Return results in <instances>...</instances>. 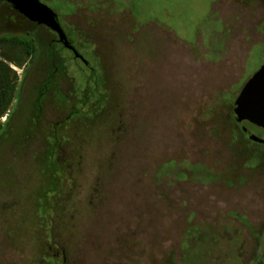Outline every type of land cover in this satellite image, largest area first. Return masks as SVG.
I'll list each match as a JSON object with an SVG mask.
<instances>
[{
  "label": "rangeland",
  "instance_id": "374dc122",
  "mask_svg": "<svg viewBox=\"0 0 264 264\" xmlns=\"http://www.w3.org/2000/svg\"><path fill=\"white\" fill-rule=\"evenodd\" d=\"M41 1L86 62L0 0V37L52 43L64 91L0 44V264L264 262V144L234 114L264 0Z\"/></svg>",
  "mask_w": 264,
  "mask_h": 264
},
{
  "label": "water",
  "instance_id": "95a60500",
  "mask_svg": "<svg viewBox=\"0 0 264 264\" xmlns=\"http://www.w3.org/2000/svg\"><path fill=\"white\" fill-rule=\"evenodd\" d=\"M28 20L55 31L62 44L73 51L74 56L85 59L70 43L59 23L58 15L41 0H6ZM86 62V61H85ZM234 114L249 139L264 144V64L244 85L235 100Z\"/></svg>",
  "mask_w": 264,
  "mask_h": 264
},
{
  "label": "trees",
  "instance_id": "16d2710c",
  "mask_svg": "<svg viewBox=\"0 0 264 264\" xmlns=\"http://www.w3.org/2000/svg\"><path fill=\"white\" fill-rule=\"evenodd\" d=\"M4 43H10V44L14 45L15 47L16 46H22L25 54H27V55L32 54L33 55L32 62L36 61L39 58V56H40L41 62L42 61L43 62H49V68L47 71V76L40 83V84H42L41 87L39 89L36 88L37 91L39 92V96H42L43 93L46 90H48V86L50 84L54 86V89L57 92H59V93L64 92L62 89H60L58 87V84L56 82H54V80H53L55 73L59 72V68L57 69L55 65L54 66L51 65V62L53 61L51 54L55 53V50L52 48L51 45H50L51 47L48 46L49 48L46 47V49L43 50L40 47L39 43L37 42L36 38L29 37V33H27V34L25 33L23 35L10 36V37H7V36L0 37V44H4ZM1 65H0V117L3 116L7 112V110L9 109V106L14 99V90H15V86L13 85L11 80H9L8 76L6 75L7 66H3V65L1 66ZM40 103H41V100L39 97V99L37 101H35L34 106L36 104H40ZM58 157H59V155H58ZM58 253H59V251H57L56 253H53L54 263L59 261L60 264H66L65 258L63 256L59 257ZM256 264H264V262L260 261V262H257Z\"/></svg>",
  "mask_w": 264,
  "mask_h": 264
},
{
  "label": "flooded vegetation",
  "instance_id": "af4514ba",
  "mask_svg": "<svg viewBox=\"0 0 264 264\" xmlns=\"http://www.w3.org/2000/svg\"><path fill=\"white\" fill-rule=\"evenodd\" d=\"M46 28H48V27H46ZM49 30H51L52 32H53V34H54V38H53V41L54 42H57V43H59L60 45H62V46H64L63 44H62V42L59 40V36H58V34L55 32V31H53L52 29H50V28H48ZM67 37H68V39L70 40V43L72 44V45H74L73 44V42H72V40L69 38V36H68V34H67ZM51 46H52V43L50 44ZM16 47H18L23 53H24V51H23V48H22V46H16ZM65 47V46H64ZM66 48V47H65ZM67 50H69L73 55H74V53H73V51L71 50V49H69V48H66ZM39 54V53H38ZM27 55V54H26ZM52 55V62H51V65L52 66H56V68L58 69V65H59V62H60V58H59V56H58V54L55 52L54 54H51ZM28 56V61H32V58H33V55L31 54V55H27ZM75 57V56H74ZM75 58H77V59H80V60H82L81 58H78V57H75ZM83 61V60H82ZM58 63V64H57ZM49 73V72H48ZM49 75V74H48ZM53 80H54V82H56L57 84H58V82H57V78H56V73H55V75H54V77H53ZM38 112H37V123H39L40 124V121H41V116H42V113H43V106H40L38 109ZM11 111L9 112V113H7V120H8V122L10 121V119H11ZM2 117V116H1Z\"/></svg>",
  "mask_w": 264,
  "mask_h": 264
}]
</instances>
